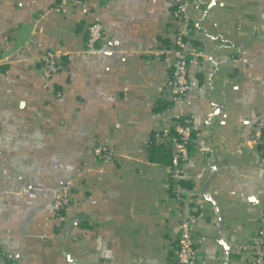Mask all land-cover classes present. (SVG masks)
<instances>
[{
	"label": "crops",
	"instance_id": "0c3cea01",
	"mask_svg": "<svg viewBox=\"0 0 264 264\" xmlns=\"http://www.w3.org/2000/svg\"><path fill=\"white\" fill-rule=\"evenodd\" d=\"M63 1L0 0V264H175L189 205L199 264H247L235 244L264 239V150L249 137L264 115V0L191 1L186 28L169 0ZM92 22L105 39L88 50ZM183 29L198 85L173 104L174 58L154 52ZM49 50L63 66L47 79ZM183 116L210 147L183 167L194 203L176 199L179 181L146 150L156 133L169 144ZM99 144L113 160L94 156Z\"/></svg>",
	"mask_w": 264,
	"mask_h": 264
},
{
	"label": "built area",
	"instance_id": "2783aa9c",
	"mask_svg": "<svg viewBox=\"0 0 264 264\" xmlns=\"http://www.w3.org/2000/svg\"><path fill=\"white\" fill-rule=\"evenodd\" d=\"M80 0H64L63 3H76ZM193 2L194 9L199 10L203 4L202 0H169L173 6V15L176 21L186 26H191L192 18L187 10L188 4ZM185 29L176 32L173 44L170 47H163L154 52L156 56L169 53L173 56L171 74L167 82V97L173 104H182L188 97L192 89L197 87L198 82L189 77V42L185 38ZM105 39L104 27L100 22H92L86 29V48L88 50L97 49ZM45 77L51 78L57 74L63 66V57L59 51H45L41 56ZM173 133L167 137V141L172 147L174 156V166L169 169L171 176L182 181L186 179L183 167L189 161L196 148L202 151H209L210 147L203 142H198L195 137V127L191 118L183 116L175 121ZM250 140L264 150V115L252 125L249 134ZM94 156L100 161L113 160L115 157L112 148L105 145H96L93 148ZM25 193L30 189L25 188ZM174 196L179 201L189 199V203H194V199L188 195L186 188L178 184L174 188ZM72 199L71 182H67L62 188L53 193L54 211L60 215L69 206ZM264 224V216L261 218ZM199 223L197 208L188 206L183 212L180 220L176 240L175 264H199L196 249L195 230ZM263 232V231H262ZM237 250L245 254L247 264H264V239L262 233L248 241H239L235 244Z\"/></svg>",
	"mask_w": 264,
	"mask_h": 264
},
{
	"label": "trees",
	"instance_id": "16d2710c",
	"mask_svg": "<svg viewBox=\"0 0 264 264\" xmlns=\"http://www.w3.org/2000/svg\"><path fill=\"white\" fill-rule=\"evenodd\" d=\"M172 133H173V130H172ZM163 136L164 135L162 133H158V134L156 133L154 137H152L149 140L146 146V150L149 154V158L151 161H159L160 158H157L156 155L160 153L164 157L163 164L166 165L169 169H172L174 166V161H175L174 156H173V151H172L170 144L160 142V137H163ZM179 183L185 188V186L183 185V181H179ZM184 184L186 185V183ZM173 194H174V190H173Z\"/></svg>",
	"mask_w": 264,
	"mask_h": 264
}]
</instances>
